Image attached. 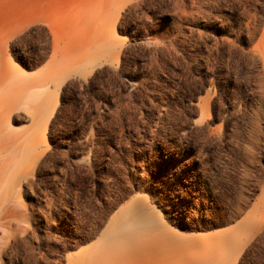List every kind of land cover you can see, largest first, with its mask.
Segmentation results:
<instances>
[{"label":"rangeland","instance_id":"374dc122","mask_svg":"<svg viewBox=\"0 0 264 264\" xmlns=\"http://www.w3.org/2000/svg\"><path fill=\"white\" fill-rule=\"evenodd\" d=\"M83 1L0 0L18 129L35 124L30 105L40 115L44 93L25 102L37 78L68 74L21 172L16 219L0 227V264H67L137 197L186 247L179 264L211 248L226 253L217 264H264V0H135L109 39L117 58L92 64L102 32L83 22Z\"/></svg>","mask_w":264,"mask_h":264},{"label":"bare ground","instance_id":"6f19581e","mask_svg":"<svg viewBox=\"0 0 264 264\" xmlns=\"http://www.w3.org/2000/svg\"><path fill=\"white\" fill-rule=\"evenodd\" d=\"M133 2L135 0L83 1V22L86 26H91L94 31L102 32L101 34L94 33L95 35H91L93 47L87 57L86 64L104 58L106 60L117 58V52H113L109 39L115 34V21L120 10L133 4ZM42 7L49 8L46 5H42ZM57 36L55 35L53 38L55 51L58 50L59 46ZM261 36L264 38V28ZM105 40L108 42L106 46H104ZM0 58V227L6 228L10 226L12 220L16 219L15 210L19 204L21 172L26 168H32L35 162V151L39 142H41L37 137V128L39 125L42 128L45 126L56 105L57 91L68 74H65L62 70L63 72L58 74L61 79L58 77L52 78L55 86L53 92L48 90V78L50 77L47 78L48 80L41 79L44 75L40 76V80L37 78L41 89L27 94L25 102L28 101L27 104L29 101L37 100V97L43 93L45 95L44 102L41 106L40 115H37L36 108H31V103L29 104V112L35 124L30 130L23 132L13 124L14 119L11 116L23 100L22 85L19 80L20 74L15 66L17 64L14 61L4 62L5 52L3 46L0 47ZM60 61L63 60L57 61L58 65L63 64ZM7 65H9V68L6 67ZM77 66L74 71L72 67V70L71 68L68 70L75 72L85 69L81 68L83 65L80 69ZM65 71L67 72V70ZM8 73L10 75L6 76ZM62 75L64 76L62 77ZM58 79L60 80L57 81ZM49 81L52 82L51 79ZM199 108L201 118H203L207 113V103L199 102ZM173 202H171L172 205ZM141 203L140 198H134L128 207L130 209L128 211L126 208L123 209L116 217L111 229L100 234L103 237L99 243L77 254L76 258L70 257L67 259V264H179L181 261L178 253L184 252L186 247H183L180 239L169 234L166 225L163 224L156 213L151 210L148 211V209L142 212L138 210ZM176 210L170 215L173 217L182 215L184 205L179 204ZM156 227H160L159 233L163 235L147 241V234ZM168 253L172 256L174 254L173 258ZM225 254L223 250L211 248L210 254L197 258V262L217 264L218 260H221ZM147 257L150 258L149 263H147Z\"/></svg>","mask_w":264,"mask_h":264},{"label":"trees","instance_id":"16d2710c","mask_svg":"<svg viewBox=\"0 0 264 264\" xmlns=\"http://www.w3.org/2000/svg\"><path fill=\"white\" fill-rule=\"evenodd\" d=\"M66 85L63 87V90L65 89Z\"/></svg>","mask_w":264,"mask_h":264}]
</instances>
